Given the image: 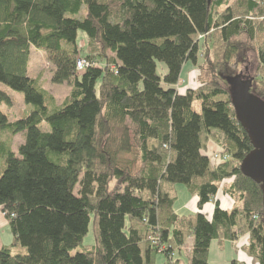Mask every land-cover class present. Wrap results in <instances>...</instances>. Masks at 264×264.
<instances>
[{
    "label": "trees",
    "instance_id": "16d2710c",
    "mask_svg": "<svg viewBox=\"0 0 264 264\" xmlns=\"http://www.w3.org/2000/svg\"><path fill=\"white\" fill-rule=\"evenodd\" d=\"M32 48L48 54L51 82L71 87L62 106L30 77ZM246 52L264 101V0H0V132L24 139L17 152L0 139V214L13 235L0 264H180L189 238V264H209L214 241L245 234L264 264L263 194L241 172L253 146L226 82ZM190 62L200 87L181 93ZM1 85L23 94L26 118L4 113L13 102ZM211 143L223 152L214 163ZM178 185L195 212L176 208Z\"/></svg>",
    "mask_w": 264,
    "mask_h": 264
},
{
    "label": "rangeland",
    "instance_id": "374dc122",
    "mask_svg": "<svg viewBox=\"0 0 264 264\" xmlns=\"http://www.w3.org/2000/svg\"><path fill=\"white\" fill-rule=\"evenodd\" d=\"M79 42L81 47H84L86 43V38L84 34H80ZM244 61L238 70H236V76L240 77V79L244 82L250 81L251 78L256 73L257 69V61L256 55L254 52H246L243 54ZM195 66L190 62L185 65L183 68V72L181 75L180 92L185 93L188 89H197L200 87L198 81V73L194 71ZM54 71V66L49 59L48 54L36 48L31 49V59L29 63V72L30 77L37 82H39L43 88L47 91H50L54 97L56 98L57 106H62L67 97H69L71 93V87L68 84L64 85H54L51 82V75ZM157 72L160 76H163L167 72V68L163 63H157ZM226 82L229 84V79H226ZM1 88L6 91L10 98L12 99L13 106L7 107L3 106V111L7 114L11 120V122H15L17 120H21L26 118L30 111L31 107L27 106L24 102V96L21 93L14 92L7 88L6 86L1 85ZM196 111L200 110V105L195 103ZM41 130L43 132H50V127L47 124H43L41 126ZM0 139L4 141H10V145L14 152H17L18 147L24 142V139L21 135L11 138L8 133L0 132ZM212 160L218 154H223L221 149L218 148L214 143L209 144L208 153ZM214 163V160H213ZM177 191V204L176 208H184L182 211L179 210L180 214H190L193 213L192 205L196 198L191 196L189 192L186 190L184 186L178 185L176 186ZM222 199V204L226 206V208H234L239 204L230 200L229 198L220 195ZM249 235L245 234L241 236L235 242H225L223 245H219L217 241H214L211 244L210 253H209V264H233V262H237L236 264H257L253 258H251L249 252L247 251L249 246ZM13 243V235L8 225L5 223V219L0 214V247L6 246L11 247ZM94 244V237L92 234V230H90L89 234L85 238L84 246H91ZM192 239L189 238L186 241L185 246L182 249V253L178 255V258H181L180 264H189L190 253L192 249ZM26 250L19 247H13L12 255L16 256L19 254H25ZM165 262L163 257H159L157 260V264H163Z\"/></svg>",
    "mask_w": 264,
    "mask_h": 264
},
{
    "label": "water",
    "instance_id": "95a60500",
    "mask_svg": "<svg viewBox=\"0 0 264 264\" xmlns=\"http://www.w3.org/2000/svg\"><path fill=\"white\" fill-rule=\"evenodd\" d=\"M252 80L229 79L232 106L253 150L241 164L243 175L261 186L264 208V101L251 93Z\"/></svg>",
    "mask_w": 264,
    "mask_h": 264
},
{
    "label": "built area",
    "instance_id": "2783aa9c",
    "mask_svg": "<svg viewBox=\"0 0 264 264\" xmlns=\"http://www.w3.org/2000/svg\"><path fill=\"white\" fill-rule=\"evenodd\" d=\"M84 67H85V62H84V60L79 59V60L77 61V68H78V70H83ZM214 158H215V159H219L218 156H215ZM217 162H218V161H217Z\"/></svg>",
    "mask_w": 264,
    "mask_h": 264
},
{
    "label": "crops",
    "instance_id": "0c3cea01",
    "mask_svg": "<svg viewBox=\"0 0 264 264\" xmlns=\"http://www.w3.org/2000/svg\"><path fill=\"white\" fill-rule=\"evenodd\" d=\"M190 205H192V206H190V207H192V209H193L194 212H195V209H196V201H195L193 204H191V202H190ZM182 209H184V208H179L180 211H182Z\"/></svg>",
    "mask_w": 264,
    "mask_h": 264
}]
</instances>
